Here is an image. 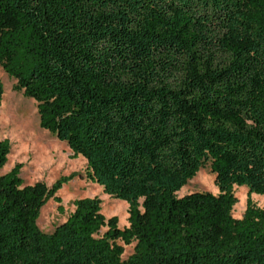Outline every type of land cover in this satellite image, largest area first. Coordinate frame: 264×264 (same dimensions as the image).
<instances>
[{"label": "trees", "instance_id": "1", "mask_svg": "<svg viewBox=\"0 0 264 264\" xmlns=\"http://www.w3.org/2000/svg\"><path fill=\"white\" fill-rule=\"evenodd\" d=\"M0 68L128 206L119 229L78 199L44 234L41 209L73 177L25 185L16 164L0 176V264H264V209L232 216L234 187L264 196V0H0ZM10 150L0 139V169ZM207 165L218 195L177 198ZM118 242L135 244L126 260Z\"/></svg>", "mask_w": 264, "mask_h": 264}, {"label": "rangeland", "instance_id": "2", "mask_svg": "<svg viewBox=\"0 0 264 264\" xmlns=\"http://www.w3.org/2000/svg\"><path fill=\"white\" fill-rule=\"evenodd\" d=\"M0 83L3 94L0 104V139L10 142L11 150L6 164L0 169V176L7 174L16 164H22L20 178L25 185L37 182L50 188L57 180L72 176L73 179L64 184L56 196L60 204L49 200L41 209L37 220L38 229L44 234H50L64 223L73 212V202L83 198H96L101 203V214L107 220L117 217L118 228L128 226V206L124 201L112 199L105 195L102 189L88 181L85 177L86 161L82 157L73 159L66 144L39 127L35 102L24 98L21 93L13 91L15 81L9 78L0 68ZM195 192H208L218 195L214 185V176L209 166L201 169L175 195L181 198ZM233 194L237 199L232 216L240 219L245 211L247 200L258 208L264 209V196L248 194L245 187H234ZM59 206L61 210L58 209ZM105 229L102 230V233ZM123 246L122 260L133 253L134 243Z\"/></svg>", "mask_w": 264, "mask_h": 264}]
</instances>
